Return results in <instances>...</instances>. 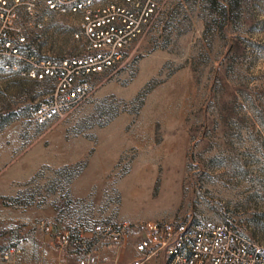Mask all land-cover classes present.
Here are the masks:
<instances>
[{"label": "rangeland", "instance_id": "374dc122", "mask_svg": "<svg viewBox=\"0 0 264 264\" xmlns=\"http://www.w3.org/2000/svg\"><path fill=\"white\" fill-rule=\"evenodd\" d=\"M166 3L90 97L44 126L32 111L55 82L31 71L80 54L77 26L34 32L28 0L0 6V250L52 247L76 264L75 241L96 246L98 224L175 220L225 222L264 248V0ZM15 29L21 57L1 46Z\"/></svg>", "mask_w": 264, "mask_h": 264}, {"label": "built area", "instance_id": "2783aa9c", "mask_svg": "<svg viewBox=\"0 0 264 264\" xmlns=\"http://www.w3.org/2000/svg\"><path fill=\"white\" fill-rule=\"evenodd\" d=\"M21 1L0 0V6L14 2L16 10ZM166 4V0H28L31 31H43L53 18H66L77 26L74 39L83 44L80 54L47 58L31 71L35 78L55 82L52 96L34 107L33 121L44 126L63 119L88 99L93 78L109 73L126 57L133 44L152 30ZM18 17L13 12V20ZM13 31L16 44L5 31L7 42L1 46L21 57L22 48L29 50L28 37L22 29ZM95 231L96 246L85 237L75 241L81 249L76 264H264V248L225 222H109L96 225ZM57 238L63 247L73 243L68 232ZM129 245L133 256L124 258L122 250ZM24 263L21 245L0 250V264Z\"/></svg>", "mask_w": 264, "mask_h": 264}, {"label": "crops", "instance_id": "0c3cea01", "mask_svg": "<svg viewBox=\"0 0 264 264\" xmlns=\"http://www.w3.org/2000/svg\"><path fill=\"white\" fill-rule=\"evenodd\" d=\"M25 261V264H37L40 261L44 264H72V257L68 250H55L52 247L43 256L36 249L33 252L27 249Z\"/></svg>", "mask_w": 264, "mask_h": 264}]
</instances>
